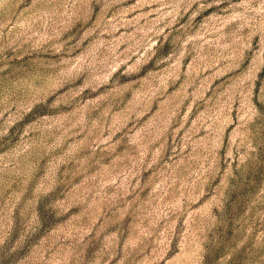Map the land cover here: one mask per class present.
Returning a JSON list of instances; mask_svg holds the SVG:
<instances>
[{
    "label": "rangeland",
    "instance_id": "374dc122",
    "mask_svg": "<svg viewBox=\"0 0 264 264\" xmlns=\"http://www.w3.org/2000/svg\"><path fill=\"white\" fill-rule=\"evenodd\" d=\"M0 264H264V0H0Z\"/></svg>",
    "mask_w": 264,
    "mask_h": 264
}]
</instances>
